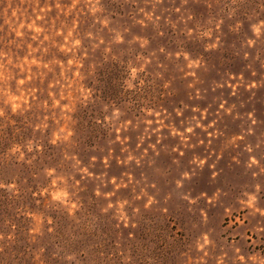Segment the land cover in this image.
<instances>
[{
    "label": "rangeland",
    "instance_id": "obj_1",
    "mask_svg": "<svg viewBox=\"0 0 264 264\" xmlns=\"http://www.w3.org/2000/svg\"><path fill=\"white\" fill-rule=\"evenodd\" d=\"M0 264H264V0H0Z\"/></svg>",
    "mask_w": 264,
    "mask_h": 264
}]
</instances>
